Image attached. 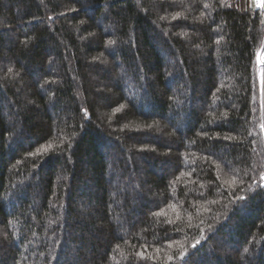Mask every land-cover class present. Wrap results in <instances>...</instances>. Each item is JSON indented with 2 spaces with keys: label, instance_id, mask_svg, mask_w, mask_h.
I'll use <instances>...</instances> for the list:
<instances>
[{
  "label": "trees",
  "instance_id": "trees-1",
  "mask_svg": "<svg viewBox=\"0 0 264 264\" xmlns=\"http://www.w3.org/2000/svg\"><path fill=\"white\" fill-rule=\"evenodd\" d=\"M263 46L253 0H0V264H264Z\"/></svg>",
  "mask_w": 264,
  "mask_h": 264
},
{
  "label": "rangeland",
  "instance_id": "rangeland-1",
  "mask_svg": "<svg viewBox=\"0 0 264 264\" xmlns=\"http://www.w3.org/2000/svg\"><path fill=\"white\" fill-rule=\"evenodd\" d=\"M264 10V8H262ZM258 73L259 77L261 79V82L264 81V46L263 48L259 51L258 54Z\"/></svg>",
  "mask_w": 264,
  "mask_h": 264
},
{
  "label": "snow or ice",
  "instance_id": "snow-or-ice-1",
  "mask_svg": "<svg viewBox=\"0 0 264 264\" xmlns=\"http://www.w3.org/2000/svg\"><path fill=\"white\" fill-rule=\"evenodd\" d=\"M253 3L256 4L257 6L264 8V0H253ZM111 43V42H110ZM261 180L264 181V176L261 177ZM195 247V245H193ZM183 257V254L181 258Z\"/></svg>",
  "mask_w": 264,
  "mask_h": 264
}]
</instances>
